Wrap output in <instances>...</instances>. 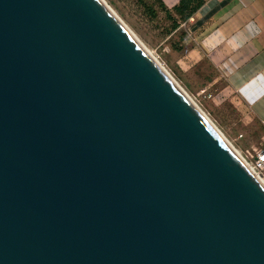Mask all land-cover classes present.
Masks as SVG:
<instances>
[{"label": "water", "instance_id": "water-1", "mask_svg": "<svg viewBox=\"0 0 264 264\" xmlns=\"http://www.w3.org/2000/svg\"><path fill=\"white\" fill-rule=\"evenodd\" d=\"M0 264H264V186L98 0H0Z\"/></svg>", "mask_w": 264, "mask_h": 264}, {"label": "rangeland", "instance_id": "rangeland-1", "mask_svg": "<svg viewBox=\"0 0 264 264\" xmlns=\"http://www.w3.org/2000/svg\"><path fill=\"white\" fill-rule=\"evenodd\" d=\"M133 34L165 65L243 157L264 148V125L245 106L220 71L206 58L191 55V12L164 0H104ZM246 159V158H245Z\"/></svg>", "mask_w": 264, "mask_h": 264}, {"label": "crops", "instance_id": "crops-1", "mask_svg": "<svg viewBox=\"0 0 264 264\" xmlns=\"http://www.w3.org/2000/svg\"><path fill=\"white\" fill-rule=\"evenodd\" d=\"M200 1L190 18L191 55L209 60L264 125V0Z\"/></svg>", "mask_w": 264, "mask_h": 264}, {"label": "bare ground", "instance_id": "bare-ground-1", "mask_svg": "<svg viewBox=\"0 0 264 264\" xmlns=\"http://www.w3.org/2000/svg\"><path fill=\"white\" fill-rule=\"evenodd\" d=\"M101 5L108 11V13L117 21V23L129 34V36L139 45L149 59L156 65V67L169 79V81L178 89L183 95L186 101L198 112V114L204 119V121L213 129V131L224 141L225 144L232 150V152L247 166L252 174L260 181L264 186V177L259 173L255 172L247 160L243 157L241 152L227 139L223 132L215 125V123L209 118V116L197 105L193 98L187 93V91L180 85V83L172 76L165 65L154 55V53L141 42L133 32L118 18L111 7L104 1L98 0Z\"/></svg>", "mask_w": 264, "mask_h": 264}, {"label": "built area", "instance_id": "built-area-1", "mask_svg": "<svg viewBox=\"0 0 264 264\" xmlns=\"http://www.w3.org/2000/svg\"><path fill=\"white\" fill-rule=\"evenodd\" d=\"M250 167L264 177V148H255L245 156Z\"/></svg>", "mask_w": 264, "mask_h": 264}, {"label": "trees", "instance_id": "trees-1", "mask_svg": "<svg viewBox=\"0 0 264 264\" xmlns=\"http://www.w3.org/2000/svg\"><path fill=\"white\" fill-rule=\"evenodd\" d=\"M188 2H190V0H182L181 1V3H180V6H186V4L188 3ZM197 2H198V5H197V7H196V9H194L192 12H191V16L195 13V11L201 6V1L200 0H197Z\"/></svg>", "mask_w": 264, "mask_h": 264}]
</instances>
